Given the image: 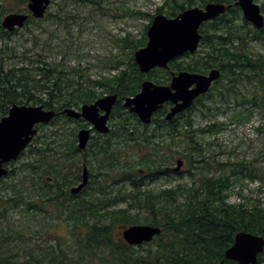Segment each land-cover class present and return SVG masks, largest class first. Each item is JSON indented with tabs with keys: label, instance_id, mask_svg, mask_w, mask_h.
I'll use <instances>...</instances> for the list:
<instances>
[{
	"label": "trees",
	"instance_id": "obj_1",
	"mask_svg": "<svg viewBox=\"0 0 264 264\" xmlns=\"http://www.w3.org/2000/svg\"><path fill=\"white\" fill-rule=\"evenodd\" d=\"M14 1L18 5L28 2ZM210 1L226 3L228 10L201 25L203 37L198 50L181 56L190 60H180L178 57L169 63L167 69L157 67L150 73H141L134 61V52L146 45L147 29L154 15L164 13L174 17L188 7L204 6ZM261 5L264 12V1ZM13 11L11 6L7 7L0 0V36L3 39H12L20 30L7 31L1 25L3 14ZM17 11L24 12L25 9ZM138 13L148 16L149 23L140 36L127 32L116 39L125 53L106 59L105 67L110 71L117 70L111 76L102 75L99 79L84 77L79 68L68 71L61 63L49 62L38 52L37 57L31 56L30 48L18 53L15 46L7 47V53L13 52L12 57L18 60L9 67H5L2 59L0 62V119L8 114L13 103L41 104L47 109L60 111L67 107L79 109L82 104L95 102L105 94L117 93L119 99L110 118L113 128L106 134L95 132L87 148L78 147L77 131L90 125L82 118L59 114L50 122L53 128L39 134L35 138V145L29 144L21 153L17 159L21 164L14 168L10 166L15 165L17 160L8 164V175L0 179V223H11L9 212L20 206H24L28 216L34 213L32 218L42 213L44 217H52L53 210L61 211L66 214V221L73 224L75 241L68 246L66 242L62 245L59 241L50 246H39L38 249L34 245H26L13 250L12 245L18 242V238L21 239V235L8 225V229H0V247H3L0 260L5 259L0 264H97L93 261V256L98 255L97 250L102 251L100 258L104 259L100 260L106 261V258L112 264H215L225 259V252L234 243L238 231L264 236V200L241 195L243 202L230 201L237 185H243L245 179L262 180L263 176L249 164L246 165V161L234 163L230 159L223 160L211 153L206 154L197 131L220 132L225 128L224 124L215 121L194 129L191 116L197 104L206 105L204 100L215 97L218 92L222 104L237 105L239 110L231 119L234 123L248 122L258 108L264 114V53L250 49L251 42L264 44V27L256 28L247 21L236 0H165L157 6L155 14ZM53 15L49 10L44 18L37 20L31 17L26 22L24 28L34 42L38 34L32 30V24L40 25L41 21ZM56 17L62 20L65 16ZM212 68L221 70L220 79L190 108L171 120L165 118L170 103L154 114L150 124L142 123L123 104L124 96L140 91L144 79L168 84L172 72L188 70L208 73ZM76 71L78 76L74 73ZM242 104L247 105L240 107ZM61 120L78 124L66 129ZM45 125L39 124L38 130ZM67 130L72 133L69 131L68 135ZM183 143V149L189 150L195 157L189 160L190 166L186 171H176L172 165L176 155L181 153L179 147ZM126 149L139 152L138 159L129 160ZM81 163L89 165L90 180L77 197L71 194L69 187L81 179ZM148 176H188L189 179L155 191L142 189L139 177ZM117 177L119 180H129L133 191L110 200L104 182ZM27 180L31 182L29 186ZM97 185L98 190L105 194L101 203H95V197L89 191V188L96 189ZM2 190H8V195ZM238 193L241 194V191ZM126 195L132 199L128 206L116 207L119 201L127 200ZM87 198L91 199L89 206ZM135 208L145 210L147 214L141 217L138 212H132ZM132 224L160 226L162 232L152 241L138 246L114 239L116 226ZM72 253L79 260H73L70 257ZM83 256L87 257L88 263H81ZM225 262L235 264L229 259H225ZM263 262L264 251L259 254L257 264Z\"/></svg>",
	"mask_w": 264,
	"mask_h": 264
},
{
	"label": "rangeland",
	"instance_id": "obj_2",
	"mask_svg": "<svg viewBox=\"0 0 264 264\" xmlns=\"http://www.w3.org/2000/svg\"><path fill=\"white\" fill-rule=\"evenodd\" d=\"M164 1L165 0H95V2L91 0L82 2H77L76 0L51 1L50 8H48L47 11L50 10L55 15L47 20L41 21L40 25L32 24L31 26L32 30L38 34L36 42H34L31 38V34L25 30L24 27L20 28L10 40L3 39V37L0 36V62L2 59L5 67H9L18 60L17 57H12L13 52L9 51V53H7L8 46H15L18 53H22L27 48H30L31 51L29 54L31 56L37 57L36 53L38 52L42 57L45 56L46 60L49 62L61 63L68 71L72 68H79L80 72L84 74V77L90 76L93 79H99L102 75L111 76L116 73L117 70L112 69L110 71V68L107 66L105 67L106 59L115 56L120 57L125 53V50L123 51L116 43V39L123 37L127 32L140 36L145 25L149 23V17L139 14L138 11L155 14L157 6L163 4ZM256 2L262 4L263 0H256ZM3 3L7 5V7L11 6L14 10L13 12H17L18 9H26V5H18L14 0H3ZM7 13L9 12L3 14L2 18ZM56 15H63L65 17L59 20ZM250 49L264 53V44L255 41L251 42ZM179 59H185L186 61L190 60V58L187 57H180ZM72 73L70 75H73ZM74 73L77 76L79 74L77 71ZM240 87L242 91L246 93L243 86L240 85ZM204 102L206 105L197 104L191 113L193 117V128L199 129L215 121L223 123L225 127L220 132L215 133L197 131L199 135L198 139L203 143L205 153L208 155L211 153L215 155V157L223 160L230 159V161L234 163L246 161V165L249 164L251 168L260 172L259 175L263 176L262 180L255 179L250 181L245 179L243 185H237L235 191L232 193L230 201L237 203L243 202V196H252L264 200V114H261L258 108L253 118L248 122L234 123L231 121L232 115L239 109L236 108V104L233 105L227 102L222 104L221 94L219 92L215 97L205 99ZM219 105L221 106L219 107ZM245 105L247 104H242L240 107ZM61 123L65 124L66 129L76 127L78 124L77 122H66L65 120H61ZM109 126L111 131L113 126L110 124V120ZM52 128L53 125L47 123L45 127L38 130L31 144L35 145V138L39 134L49 132ZM67 131V133H69V131L72 133L71 130ZM70 133L68 135H70ZM113 146H116V144L113 143ZM184 147L185 143L179 147L181 153L176 155L175 163L172 167L175 168L177 166V160L182 159L183 165L181 170L186 171L190 166L189 160L195 157V155H191L189 150L183 149ZM137 153L139 152L133 149H126V155L130 157L129 160L131 161H136L138 159ZM184 153H186V156ZM19 160L15 162V165L10 166V168H14L21 164L18 162ZM81 165V174L84 165H86L88 169L90 168L88 164L81 163ZM238 167L240 168V166ZM96 172H99V170ZM188 179V176H184V178L172 176L139 177L140 183L143 184L142 189L150 188L155 191H159L165 187L175 186L178 182L182 180L186 182ZM81 180H78L76 184L69 187L70 190L72 187L78 185ZM26 182L28 186L31 183L28 180ZM130 183L129 180H119L118 177L116 179H110L104 182L106 195L111 197L110 200H112L115 199L113 197H121L124 193L132 192L133 186ZM1 185L2 183L0 186ZM86 187L76 194L77 197H80ZM95 188L96 189L89 188V191L92 192L95 197L93 201L95 203L98 201L101 203L105 194L98 190V185L95 186ZM8 190L2 191L8 195ZM239 191H241V194L238 193ZM125 197L127 200L119 201L116 207L125 208L128 206L132 199L127 195ZM90 202L91 199L87 198L86 203L88 206ZM132 212H138L141 217L147 214L145 210H138L137 208L133 209ZM33 214L34 213L31 212L28 216L24 206L12 209L9 212V221L12 222L8 225H11L12 229L19 231L21 235V239L18 238V242L12 245L13 250L15 247L18 249L27 247L26 245H34V247L38 249L39 246L46 247L51 244H57L59 241L62 245L66 242L68 246L75 241L73 224L66 221V214H62L61 211L53 210L51 213L52 217H44L42 213L40 215L36 214V217L32 218ZM8 225L6 222L0 223V229H8ZM125 226L126 225H118L115 227L114 239L126 242L123 238V229ZM1 250H3V247H0V251ZM34 250L36 249L34 248ZM97 252L98 255L93 256L94 262L97 264H112V261L109 259L105 258L106 261L100 260L104 259L100 258L102 256V251L97 250ZM70 257L75 261L79 260L74 253H72ZM2 262L4 263L5 259L0 260V263ZM81 263H88L87 257H81Z\"/></svg>",
	"mask_w": 264,
	"mask_h": 264
},
{
	"label": "water",
	"instance_id": "obj_3",
	"mask_svg": "<svg viewBox=\"0 0 264 264\" xmlns=\"http://www.w3.org/2000/svg\"><path fill=\"white\" fill-rule=\"evenodd\" d=\"M51 1L28 0L24 12H9L2 18V27L14 31L24 27L31 17L43 18ZM236 5L241 7L244 18L253 26L264 27V12L260 3L256 0H236ZM228 7L226 3L210 1L204 6L188 7L174 17L164 13L155 14L147 29L146 45L134 52V61L139 71L147 74L157 67L167 69L174 59L186 53H195L203 37L201 25L225 13ZM220 77L221 70L212 68L208 73L188 70L172 72L169 84H158L147 78L142 81L138 93L124 96L123 104L142 123L150 124L154 114L166 103H170L165 118L171 120L190 108ZM118 99L117 93H110L95 102L82 104L79 109L67 107L60 111L47 109L41 104L13 103L8 114L0 119V179L9 173L6 165L17 160L31 144L38 132L37 125L47 124L59 114L84 119L90 126L80 128L77 138L78 147L85 149L94 132L106 134L110 131L109 120ZM182 165L183 160L178 159L175 170H181ZM81 178V182L72 187L73 194H78L89 182V169L86 165ZM161 232L160 226L132 224L124 227L123 238L128 244L138 246L152 241ZM263 251L264 236L242 230L237 232L234 243L226 250L225 259L235 261V264H257L258 256ZM225 259L215 264H227Z\"/></svg>",
	"mask_w": 264,
	"mask_h": 264
},
{
	"label": "flooded vegetation",
	"instance_id": "obj_4",
	"mask_svg": "<svg viewBox=\"0 0 264 264\" xmlns=\"http://www.w3.org/2000/svg\"><path fill=\"white\" fill-rule=\"evenodd\" d=\"M81 179H82V178H81ZM81 179H80V180H81ZM80 180H79V181H80ZM77 184H78V183H77ZM70 192H71V190H70ZM71 194H73V193L71 192ZM74 195H76V194H74Z\"/></svg>",
	"mask_w": 264,
	"mask_h": 264
}]
</instances>
